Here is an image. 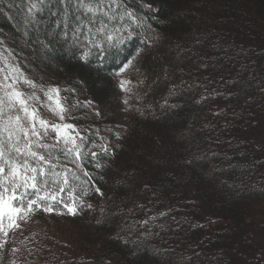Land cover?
<instances>
[{
    "label": "trees",
    "instance_id": "obj_1",
    "mask_svg": "<svg viewBox=\"0 0 264 264\" xmlns=\"http://www.w3.org/2000/svg\"><path fill=\"white\" fill-rule=\"evenodd\" d=\"M126 3L143 26L87 63L82 48L25 38L22 0L0 5L11 63L61 89L66 122L97 153L83 161L90 179L77 170V214L37 209L9 232L0 264H264V0ZM135 56L120 135L114 73Z\"/></svg>",
    "mask_w": 264,
    "mask_h": 264
},
{
    "label": "snow or ice",
    "instance_id": "obj_2",
    "mask_svg": "<svg viewBox=\"0 0 264 264\" xmlns=\"http://www.w3.org/2000/svg\"><path fill=\"white\" fill-rule=\"evenodd\" d=\"M3 3L4 0H0V5ZM7 7L16 6L9 3ZM20 11L23 26L18 31L25 38L35 32V42L46 52L52 51L49 45L56 43L68 48H82L80 59L85 63L93 50L98 58L105 53L119 54L122 46L137 34L135 29L143 26L142 18L127 6L126 0H22ZM2 12L4 8L0 7ZM41 25H44L47 39L40 38ZM0 65L2 250L9 232L19 229V221L26 220L37 209L53 212V205L59 204L69 214H77L79 197L74 193L80 186L74 182L81 180L77 170L90 179L83 161L88 159L89 153L93 159L97 153L91 151V146L86 148L87 135L76 125L66 122L71 118V110L62 102L64 98L59 87L37 83L18 65L10 64L2 52ZM124 85L121 81L122 88ZM41 94L44 100H41ZM101 151L107 153L108 149L101 146ZM61 156L75 167H67L61 162ZM96 166L99 167V163ZM66 189L70 202L64 199Z\"/></svg>",
    "mask_w": 264,
    "mask_h": 264
},
{
    "label": "rangeland",
    "instance_id": "obj_3",
    "mask_svg": "<svg viewBox=\"0 0 264 264\" xmlns=\"http://www.w3.org/2000/svg\"><path fill=\"white\" fill-rule=\"evenodd\" d=\"M10 1V0H9ZM18 7V6H17ZM5 14H9L11 16H16L18 14V8H12V10L10 12H8L6 10ZM8 15V16H9ZM0 41H3V44L0 45V52L3 53V55L5 57H8V61L10 64L11 63V54L13 55V52L10 50L9 47H7L5 40L3 37L0 36ZM4 49H7V51L5 52ZM137 61V56L132 58L131 64H128V62L121 68H125V66L127 65L126 69L121 71V69L117 72L114 73L115 78L117 80V87L120 90V95H121V102H120V106H119V110L117 112V114L115 115L114 119V128H116L120 133V135H122L126 129L129 127V123L130 120L128 118V112H129V106L131 105V98L134 99V93H131V82H132V76L134 73V69H135V63ZM13 62V59H12ZM2 66V65H0ZM117 73H120L119 75H117ZM121 81L125 82L124 88L121 87ZM41 100H44L43 95L41 94ZM106 105L102 106L101 109H105ZM136 109V106H135ZM79 128V127H78ZM80 129V128H79ZM81 130V129H80ZM255 188V186H254ZM130 238V237H129ZM184 258H186V256H183Z\"/></svg>",
    "mask_w": 264,
    "mask_h": 264
},
{
    "label": "bare ground",
    "instance_id": "obj_4",
    "mask_svg": "<svg viewBox=\"0 0 264 264\" xmlns=\"http://www.w3.org/2000/svg\"><path fill=\"white\" fill-rule=\"evenodd\" d=\"M191 132V131H190Z\"/></svg>",
    "mask_w": 264,
    "mask_h": 264
}]
</instances>
